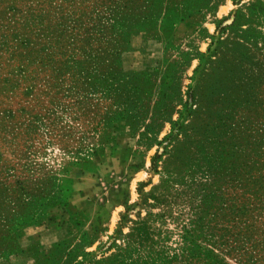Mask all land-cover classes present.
<instances>
[{"label": "rangeland", "instance_id": "1", "mask_svg": "<svg viewBox=\"0 0 264 264\" xmlns=\"http://www.w3.org/2000/svg\"><path fill=\"white\" fill-rule=\"evenodd\" d=\"M35 222L52 264H264V0H0V235Z\"/></svg>", "mask_w": 264, "mask_h": 264}, {"label": "crops", "instance_id": "2", "mask_svg": "<svg viewBox=\"0 0 264 264\" xmlns=\"http://www.w3.org/2000/svg\"><path fill=\"white\" fill-rule=\"evenodd\" d=\"M67 230L35 222L7 231L0 235V264H52Z\"/></svg>", "mask_w": 264, "mask_h": 264}]
</instances>
